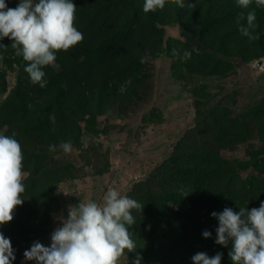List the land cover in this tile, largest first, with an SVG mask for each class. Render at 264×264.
Masks as SVG:
<instances>
[{
	"label": "rangeland",
	"instance_id": "374dc122",
	"mask_svg": "<svg viewBox=\"0 0 264 264\" xmlns=\"http://www.w3.org/2000/svg\"><path fill=\"white\" fill-rule=\"evenodd\" d=\"M209 1L210 15L217 20L220 2L227 0H186L185 8L167 5L149 13L143 11L144 0H73L75 26L84 39L56 54L58 67L44 69L50 88L33 85L20 72L23 58L15 56L12 41L0 40L5 46L0 47V133H17L26 173L24 203L10 223L0 226L15 249L13 264H35L25 261L24 251L37 240L50 246L69 206L100 201L108 188L144 205L141 213L133 210L136 224L129 229L141 264H193L197 252L214 256L230 251L231 244L215 243L218 220L211 213L225 207L251 210L264 201V114L258 112L264 108V53L258 56L264 51L259 44L264 45V12L256 19L261 36L256 41L240 34L238 16L232 24L218 19V25L198 37ZM5 2L15 8L20 0ZM191 17L192 23L187 21ZM104 39L99 47L96 40ZM216 44L237 59L210 54ZM193 48L199 54L193 52L187 62L172 55L173 49L182 55ZM57 91L67 97L63 107L56 104ZM34 100L36 105L30 103ZM38 121L57 127L54 142L36 129ZM67 141L71 153L59 147L49 151V145ZM195 147L217 152L221 165L212 187L186 212L168 203V214L156 216L160 199L147 192L155 168ZM205 230L210 238L203 237ZM164 233L171 240L160 238ZM135 256L128 253L119 264H131Z\"/></svg>",
	"mask_w": 264,
	"mask_h": 264
},
{
	"label": "clouds",
	"instance_id": "9594fccd",
	"mask_svg": "<svg viewBox=\"0 0 264 264\" xmlns=\"http://www.w3.org/2000/svg\"><path fill=\"white\" fill-rule=\"evenodd\" d=\"M242 9L238 15L239 32L249 41L260 38L256 32V8H264V0H235ZM255 4V8L252 5ZM167 5L185 8L186 0H144V13L163 10ZM195 8L196 4L188 3ZM76 5L73 0H20L15 8H9L5 0H0V40L8 38L17 57L26 63L24 71L33 85L47 86L46 67H58L57 53L68 52L83 42L84 36L75 26ZM240 21H246L240 24ZM0 47H5L0 44ZM193 48L181 55L177 49L172 55L181 62L191 59ZM144 58H141V63ZM55 123V117L50 116ZM17 133H0V226L14 219V212L22 206L24 183V154ZM59 147L65 154L72 152V142H61L59 146L49 145L50 152ZM182 198L189 195L183 188ZM139 201L122 195L115 188H108L102 200L82 201L69 206L66 218H61L51 234L50 246L34 241L24 251L25 261L35 264H119L128 253H136L131 264H141L142 256L136 252L137 243L129 229L136 224L133 210L143 211ZM218 220L215 243L224 247L231 244L228 253L232 264H264V201L258 208H240L239 212L225 207L221 212H212ZM204 238L211 232L205 230ZM223 254L217 252L209 256L197 252L191 257L193 264H221ZM15 249L10 238L0 231V264H13Z\"/></svg>",
	"mask_w": 264,
	"mask_h": 264
},
{
	"label": "trees",
	"instance_id": "16d2710c",
	"mask_svg": "<svg viewBox=\"0 0 264 264\" xmlns=\"http://www.w3.org/2000/svg\"><path fill=\"white\" fill-rule=\"evenodd\" d=\"M220 15L218 18L221 22L227 24L228 22L232 24L233 19L235 20L234 16H238L239 13L242 11L239 7H237L235 0H227L224 2H220ZM253 8H255V4L252 5ZM174 9L178 10V7H174ZM264 12V8H256V15L258 18H262L260 13ZM211 2H207L204 6V10L202 11V17L201 20H199V24L196 30V35L202 36L203 33L207 34L209 27L216 26L220 21L216 18H213L211 15ZM153 17V20L155 19L154 15L151 14L150 18ZM237 18V17H236ZM188 22H193V17L187 19ZM186 21V22H187ZM236 22L238 19L235 20ZM234 26V25H233ZM234 28V27H233ZM232 28V29H233ZM213 29V28H212ZM211 29V30H212ZM235 30L237 28L235 27ZM102 31L99 33L101 34ZM104 33H107L105 30ZM189 40H194L195 35L193 36L189 35L187 36ZM261 37V36H260ZM91 42L93 39H90ZM236 40H239L238 37ZM107 41V39L103 40H96V44L99 47H102L104 43ZM239 43V41H237ZM3 43V42H1ZM0 43V44H1ZM259 44L263 45V41L260 40ZM10 47V46H9ZM226 46H222L219 44H216L215 49H209L208 51L210 54H215L218 56L223 57H229L232 58L234 61L237 59V56H233L228 54L225 51ZM114 49V46H113ZM236 52H237V48ZM98 49L97 51H99ZM224 50V51H223ZM264 51H260L258 53V56H260ZM26 63L24 60L23 62H20L19 69L20 72H25L24 68L26 66ZM130 76V74H129ZM216 76V75H215ZM218 76V75H217ZM218 77H224V75H219ZM46 88H50V86H46ZM58 95H56V104L59 107H63L67 101V97L63 95L62 93L58 92ZM49 96V95H48ZM42 101L47 100V96L44 95L41 98ZM55 101V100H54ZM38 101L34 100L30 102L31 104H35ZM36 105V104H35ZM45 109L49 108L48 105L44 106ZM260 114H264V108L259 109ZM36 129L39 132H42L45 134V137L48 138L49 141H53L55 139L54 129L57 127H53L50 122H37L35 125ZM235 131V130H234ZM232 131L231 135L236 138V133ZM227 144V143H226ZM180 148V147H179ZM206 150H202L199 147H195L193 149H183L180 152H177L175 156L172 158H168L167 160L163 161L162 163L158 164L155 168L154 174L152 176L151 182H149L147 186V192H150L151 194H154L159 198V203L157 204V207H159L158 210H160V213L158 214V211L156 213V216L163 217V215L168 214V203H173L178 207L181 211L186 212L187 208H189L190 205L199 203L203 197L205 196V191L212 187L214 179L218 176L219 173V167L221 165L218 157L215 156L217 152L212 148H204ZM34 156L38 155V151L35 150L32 152ZM264 165V160H263ZM216 180H219L216 179ZM220 181V180H219ZM183 188L186 192L189 193V195L185 198H182V196L179 193V189ZM206 191V192H207ZM205 214V210L202 212V214ZM180 220H174V222H180ZM153 225L150 228L151 230L148 231L150 235H153L154 226L157 224L152 223ZM218 224V221H217ZM182 226V225H181ZM181 230V229H180ZM179 230V232H180ZM152 231V232H151ZM182 231V230H181ZM182 233V232H181ZM165 242L168 240H171L168 238L167 234H162L161 237ZM221 250V249H220ZM220 252V251H219ZM220 253L223 254V258L221 261V264H232V261L229 258V251H221Z\"/></svg>",
	"mask_w": 264,
	"mask_h": 264
}]
</instances>
